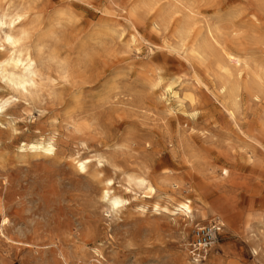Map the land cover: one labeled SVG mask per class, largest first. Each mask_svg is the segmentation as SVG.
I'll return each mask as SVG.
<instances>
[{
    "label": "rangeland",
    "instance_id": "rangeland-1",
    "mask_svg": "<svg viewBox=\"0 0 264 264\" xmlns=\"http://www.w3.org/2000/svg\"><path fill=\"white\" fill-rule=\"evenodd\" d=\"M0 26V264H264V0H0Z\"/></svg>",
    "mask_w": 264,
    "mask_h": 264
},
{
    "label": "bare ground",
    "instance_id": "bare-ground-1",
    "mask_svg": "<svg viewBox=\"0 0 264 264\" xmlns=\"http://www.w3.org/2000/svg\"><path fill=\"white\" fill-rule=\"evenodd\" d=\"M4 15V14H3ZM243 17V16H242ZM2 19V24H10V21H8L7 19H6V16H4L3 18H1ZM19 19H21V18H19ZM174 22V21H173ZM15 24V23H14ZM6 27V26H5ZM14 27H15V25H14ZM0 29L2 30V28H1V26H0ZM189 29V28H188ZM12 27L10 26V30H9V32H5L4 34H5V39H7V40H9V42L11 43V45L12 46H14V47H16L17 46V44H18V42H19V39H17L13 34H12ZM188 31V30H187ZM189 34V33H188ZM188 34H187V36H188ZM27 36V35H26ZM197 36V35H196ZM21 38V37H20ZM30 39V38H29ZM186 39V38H185ZM182 40H184V38L182 39ZM181 40V41H182ZM180 41V42H181ZM184 41H187V40H184ZM217 41V40H216ZM20 43V42H19ZM183 43V42H182ZM185 43V42H184ZM205 43H206V41H205ZM181 44V43H180ZM189 44V43H188ZM184 45V44H183ZM203 46H204V43H203ZM202 46V47H203ZM211 47H212V45H210ZM26 47H27V45H26ZM205 47V46H204ZM203 47V48H204ZM207 47V46H206ZM211 47L209 48V46L207 47L208 49H210V50H212L211 49ZM198 48H201V46L200 45H198ZM15 49V48H14ZM13 49V50H14ZM205 49V48H204ZM201 49L202 51H204V52H206V54H207V49ZM196 51L198 50L199 51V49H195ZM223 50V49H222ZM221 50V51H222ZM209 51V50H208ZM213 51V50H212ZM224 51V50H223ZM252 51V50H251ZM225 52V51H224ZM208 53H210V52H208ZM212 54H214L213 52H211ZM227 53V52H226ZM30 54V53H29ZM202 54H204L203 52H202ZM211 54V55H212ZM205 55V54H204ZM207 55H209V54H207ZM211 55H209V56H211ZM202 56V55H201ZM220 56V55H219ZM198 57V56H197ZM214 57V56H213ZM202 58H204V57H202ZM205 58H207V57H205ZM226 58L231 62V63H235V64H239V63H241L243 60H241V58L239 57V56H236V55H234V54H231V53H227L226 54ZM201 59V58H200ZM208 59V58H207ZM201 60H203V59H201ZM226 61V60H225ZM34 63H35V61H34V59L30 56V55H27V56H22V55H19V56H15L14 54L13 55H10V58L8 59V61H7V64L8 65H11L12 66V69H13V75H12V78H11V81L14 83V85H16L17 87H18V89L20 90V91H22V89L23 90H29V89H31V88H33V87H35L36 86V83H37V77H38V70L36 69V67H35V65H34ZM227 65V64H226ZM231 65V64H230ZM239 65H241V64H239ZM238 66V65H237ZM224 68H226V67H224ZM228 68V67H227ZM241 68V67H240ZM252 68V67H251ZM229 69V68H228ZM235 69V68H234ZM218 70V69H217ZM227 70V69H226ZM253 70V69H252ZM257 71V69H254V71ZM259 70V69H258ZM220 72H222L221 71V69L219 70ZM233 71V70H232ZM236 71V70H235ZM260 72H262L263 71V69H262V71L261 70H259ZM259 71H257V72H259ZM224 72V71H223ZM226 72V71H225ZM224 72V73H225ZM228 72H230V71H228ZM234 72V71H233ZM239 72V71H238ZM242 72V71H241ZM240 72V73H241ZM248 72H250L249 70H248ZM231 73V72H230ZM253 73V72H252ZM251 72H250V74H252ZM220 74V73H219ZM237 74V73H236ZM249 74V75H250ZM260 74V73H259ZM227 75V74H226ZM242 75V74H241ZM253 75V74H252ZM251 75V76H252ZM221 76V75H220ZM230 77H231V75H229ZM238 76H240L239 74H238ZM257 77V76H256ZM222 78V77H221ZM238 78H240V77H238ZM249 78V77H248ZM253 78H255V77H253ZM257 79V78H256ZM224 80V78H222V81ZM251 80V79H250ZM225 81V80H224ZM230 81V80H229ZM252 81V80H251ZM257 81V80H256ZM222 83V82H221ZM191 84V83H190ZM223 84V83H222ZM224 84H225V88L227 89L228 88V90L229 91H231V95H233V97L235 98L234 99V102L237 104V101H238V94H237V88H236V86L234 87V86H231V85H229L227 82H224ZM223 84V85H224ZM230 86V87H229ZM244 86V85H243ZM21 87H22V89H21ZM222 88V87H221ZM224 88V87H223ZM221 89V90H224V89ZM239 103H240V101H239ZM238 103V104H239ZM237 104V105H238ZM236 107V106H235ZM233 109H234V107H232ZM231 110V109H230ZM239 110V108L236 110V112ZM229 111V110H228ZM234 111H235V109H234ZM234 111L233 110H231L230 111V113H231V115H233L234 114ZM234 117V116H233ZM233 117H231V118H233ZM234 119H235V117H234ZM52 141V140H51ZM42 142H44V141H42ZM46 142V141H45ZM49 143V142H48ZM47 143V144H48ZM229 143V142H228ZM50 144V143H49ZM42 145V144H41ZM36 147H37V145H33V147H31V148H35L36 149ZM50 147V146H49ZM55 147V146H54ZM40 148V147H39ZM26 150H27V148H25ZM52 149H46V153L49 151H51ZM43 151V150H42ZM38 152V151H37ZM52 152V151H51ZM29 154H31V152L29 153ZM55 154V153H54ZM88 161V160H87ZM78 166H79V168L80 169H85L86 168V163H85V161H83V160H79V164H78ZM224 171H225V174H228V169H224ZM107 181V180H106ZM139 183L140 184H142V185H145V186H147V180L145 179V178H141V179H139ZM106 185H108V184H106ZM110 185V184H109ZM107 188H109V187H107ZM110 189V188H109ZM109 189H108V191H109ZM231 190V189H230ZM108 191H106L107 192V195H109L110 196V202H111V205H113V206H115V207H118V206H120L121 205V203H123L124 201L121 199V198H119V197H117V196H115V195H110V193L108 192ZM111 192H112V189H111ZM226 193H227V191H226ZM230 193V192H229ZM105 195V194H104ZM227 195V194H226ZM233 199V198H232ZM225 208H227L229 211H231V217H230V220H229V222H227L228 223V226L231 228V227H233L234 226V224H236L237 222H238V220H235V218H236V216H239V213H237L238 211H234L235 209L232 207V205H231V202H230V200L229 199H227V198H225ZM187 210H190V208L189 207H187ZM242 212V211H241ZM226 213V212H225ZM226 215V214H225ZM241 216V215H240ZM254 216V215H253ZM259 216V215H258ZM262 217H264V214H263V216ZM241 218V217H240ZM244 219V218H243ZM5 220V219H4ZM240 220V219H239ZM213 221H218V222H220L221 224H222V226H224V223H223V221L221 220V219H219V218H214V220H212V222ZM248 221V220H247ZM264 221V220H263ZM211 222V221H210ZM240 222H241V220H240ZM250 222V221H249ZM249 222H248V226H249ZM262 223V222H261ZM262 225V224H261ZM255 226V225H254ZM246 228V227H245ZM255 228V227H254ZM254 228H253V230H254ZM240 231V230H239ZM243 231V230H242ZM255 231H257V230H255ZM260 231V230H259ZM242 233V232H241ZM256 233H258V235H261L262 236V234H259V232H256ZM247 235V234H246ZM257 236V235H256ZM260 236V237H261ZM243 238H244V236H242ZM259 237V236H258ZM247 238V237H246ZM253 238H255V237H253ZM264 238V237H263ZM261 239V238H260ZM244 240V239H243ZM250 239H248V241H249ZM258 240V239H257ZM252 241V240H251ZM255 241V240H254ZM253 241V252L255 253V256L257 255H260V253L262 254L263 253V251H262V247H261V243L260 242H257V241H255L254 242ZM262 242H264V241H262ZM248 243V242H247ZM249 244V243H248ZM251 244H252V242H251ZM250 245V244H249ZM253 253V254H254ZM62 255L64 256V253H62ZM256 256V257H257ZM260 257V256H259ZM66 257H64V259H65ZM261 258V257H260ZM260 258H258V259H260ZM253 259H254V256H253ZM262 260H264V256H263V254H262ZM256 261H258V260H255V262ZM212 262V261H211ZM260 263V262H259ZM259 263H257V264H259ZM213 264V263H212Z\"/></svg>",
    "mask_w": 264,
    "mask_h": 264
},
{
    "label": "built area",
    "instance_id": "built-area-1",
    "mask_svg": "<svg viewBox=\"0 0 264 264\" xmlns=\"http://www.w3.org/2000/svg\"><path fill=\"white\" fill-rule=\"evenodd\" d=\"M222 230V224L213 221L207 225L199 226L194 231L192 255L199 262L206 258L208 250L218 241Z\"/></svg>",
    "mask_w": 264,
    "mask_h": 264
}]
</instances>
